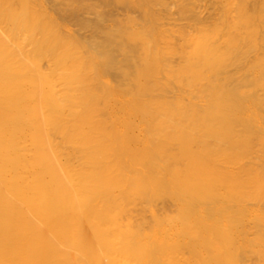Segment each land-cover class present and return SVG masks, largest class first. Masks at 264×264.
<instances>
[{"label":"bare ground","instance_id":"6f19581e","mask_svg":"<svg viewBox=\"0 0 264 264\" xmlns=\"http://www.w3.org/2000/svg\"><path fill=\"white\" fill-rule=\"evenodd\" d=\"M90 5L54 62L0 61V264H264V0Z\"/></svg>","mask_w":264,"mask_h":264},{"label":"rangeland","instance_id":"374dc122","mask_svg":"<svg viewBox=\"0 0 264 264\" xmlns=\"http://www.w3.org/2000/svg\"><path fill=\"white\" fill-rule=\"evenodd\" d=\"M70 1L80 6L84 2L90 3L89 8L80 9L81 15L99 19L105 27L120 23L135 26L150 24L170 32L171 28L181 27L186 21L181 0H0V61L9 63L15 60L29 66L36 63L43 65L50 60L54 62L55 51L60 44L70 45L72 33L77 35L79 30L91 33L81 28L70 14ZM128 14L132 16L130 21L126 19ZM7 72L5 68H0V81L1 77L7 76ZM2 89L0 85V102L13 110L4 99L3 95L7 92L3 94ZM11 190L14 192V189ZM5 192L11 194L8 199L12 204L14 201L17 203V196L5 189L2 183L0 201L6 196Z\"/></svg>","mask_w":264,"mask_h":264}]
</instances>
